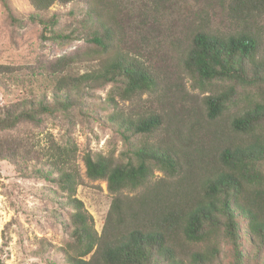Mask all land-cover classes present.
Returning <instances> with one entry per match:
<instances>
[{
    "label": "trees",
    "instance_id": "16d2710c",
    "mask_svg": "<svg viewBox=\"0 0 264 264\" xmlns=\"http://www.w3.org/2000/svg\"><path fill=\"white\" fill-rule=\"evenodd\" d=\"M2 2L11 13L8 0ZM220 2L228 29L208 17L187 21L174 64L163 56L158 63L137 42H125L129 19L121 1L30 0L45 39L90 43L86 51L45 64L46 75L56 78V104L31 92L0 106V160L23 175L30 164L43 163L37 174L51 177L72 209L71 237L59 248L66 264H219L223 238L233 245L232 264H243L245 240L264 264V0ZM55 4L70 6L67 29H59L57 13L48 15ZM81 60L98 63L76 73ZM13 71L0 65V75ZM182 73L209 93L202 101L186 92ZM108 84L109 119L125 140H143L124 161L84 156L88 177L107 181L112 193L99 233L76 196V143L48 137L40 145L22 135L21 126L69 109L71 95L84 87ZM144 94L160 108L138 118L119 109L116 95L134 100ZM157 135L159 142L147 141ZM156 169L165 175L155 177Z\"/></svg>",
    "mask_w": 264,
    "mask_h": 264
},
{
    "label": "rangeland",
    "instance_id": "374dc122",
    "mask_svg": "<svg viewBox=\"0 0 264 264\" xmlns=\"http://www.w3.org/2000/svg\"><path fill=\"white\" fill-rule=\"evenodd\" d=\"M124 5L129 24L125 26L126 43L137 42L147 51V56L168 57L176 64L177 42L187 21L207 18L222 30L228 29L225 10L220 0H118ZM10 13L0 0V65L11 66L13 72L0 75V106L9 105L23 97L43 93L54 103L52 87L55 77L46 75L45 64L63 55L86 51L90 43L85 40L51 41L43 36L42 25L32 20L34 9L30 0H8ZM70 6L55 4L49 12L59 15V29H67L72 21ZM190 18V19H189ZM264 25V16L261 19ZM63 29V30H64ZM169 62V61H168ZM171 62V61H170ZM98 60H81L75 64L76 73H84L97 66ZM186 92L199 96L202 101L207 92L192 87V79L182 73ZM71 95L69 109L60 108L54 114H45L40 125H22L21 134L32 141L46 145L53 137L58 143L74 141L78 151L75 164L81 184L76 196L94 217L95 228L100 233L112 201L107 181L94 180L86 174L84 156L87 152L124 161L133 147L141 143V136L125 140L115 123L109 119L113 107L107 103L112 85L88 88ZM64 96L63 99H65ZM119 109L138 118L160 108L150 95L124 100L116 95ZM232 108H236L233 106ZM172 120V119H169ZM168 121V120H167ZM168 123V122H167ZM176 122L172 121L175 127ZM181 125V124H180ZM164 133V132H163ZM160 137V134H159ZM170 138L174 140L173 133ZM147 141L159 142L158 135ZM38 148V147H37ZM43 163H32L27 175L17 173L8 161L0 160V260L4 264H66L59 248L70 240V212L66 200L51 177L46 178L37 170ZM155 177H163L161 170ZM129 193L125 191V194ZM243 254V264H260L257 251L251 244ZM45 247V248H44ZM222 261L232 264L233 245L223 238ZM244 250V249H243ZM257 258V259H256Z\"/></svg>",
    "mask_w": 264,
    "mask_h": 264
}]
</instances>
